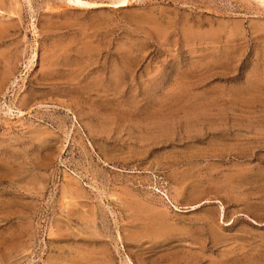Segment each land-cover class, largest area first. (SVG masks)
Returning a JSON list of instances; mask_svg holds the SVG:
<instances>
[{
  "label": "rangeland",
  "instance_id": "1",
  "mask_svg": "<svg viewBox=\"0 0 264 264\" xmlns=\"http://www.w3.org/2000/svg\"><path fill=\"white\" fill-rule=\"evenodd\" d=\"M82 1L0 0V264H264L263 0Z\"/></svg>",
  "mask_w": 264,
  "mask_h": 264
},
{
  "label": "bare ground",
  "instance_id": "2",
  "mask_svg": "<svg viewBox=\"0 0 264 264\" xmlns=\"http://www.w3.org/2000/svg\"><path fill=\"white\" fill-rule=\"evenodd\" d=\"M70 1L73 2L76 6H92L93 5V3L85 2L82 0H70ZM129 2L130 0H118L116 1V4L125 6L127 3L129 4ZM263 4H264V0H263Z\"/></svg>",
  "mask_w": 264,
  "mask_h": 264
}]
</instances>
